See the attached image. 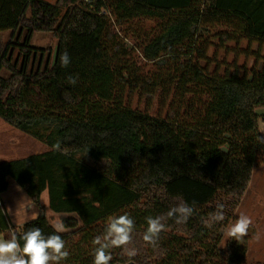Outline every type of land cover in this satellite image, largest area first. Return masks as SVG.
<instances>
[{
  "label": "trees",
  "instance_id": "1",
  "mask_svg": "<svg viewBox=\"0 0 264 264\" xmlns=\"http://www.w3.org/2000/svg\"><path fill=\"white\" fill-rule=\"evenodd\" d=\"M18 3V38L0 41V119L49 148L0 162V194L11 179L40 211L14 234L21 248L23 233L39 227L65 241L69 256L60 264H93V239L110 217L128 214L135 222L128 247L137 254L115 259L111 249L110 264H264L246 260L251 229L221 245L253 168L264 162V114L256 113L264 108V0H0V33ZM34 33L56 42L40 70L45 51L30 45ZM241 41L252 67L208 72L211 45ZM135 95L145 103L157 97L164 118L133 109ZM43 192L48 209L64 216L60 233L44 215ZM182 202L194 211L177 224L166 214ZM217 205L225 219L211 222ZM150 216L164 217L155 245L142 238Z\"/></svg>",
  "mask_w": 264,
  "mask_h": 264
},
{
  "label": "clouds",
  "instance_id": "2",
  "mask_svg": "<svg viewBox=\"0 0 264 264\" xmlns=\"http://www.w3.org/2000/svg\"><path fill=\"white\" fill-rule=\"evenodd\" d=\"M61 66L66 67L70 60L67 53L60 57ZM69 83L75 84L76 80L69 78ZM264 132V129L261 130ZM258 139L264 143V137ZM56 150L60 149L59 143L54 145ZM223 205H217V210L211 216V222H221L225 219ZM193 207L187 202L179 203L170 208L167 212V218H173L177 224H183L193 215ZM35 218V216L33 217ZM164 217H147V227L143 233V241L148 245H155L160 233L165 229L162 222ZM206 227H211L209 221H205ZM252 219L241 214L239 218L225 232V237L239 241L247 235ZM135 228V222L128 214L112 216L108 219L105 231L102 236H96L92 243L94 245L93 264H110L112 260L111 249L121 248L129 258L134 257L137 252L135 248H129L132 242V233ZM64 231V225L59 223L55 226V233ZM23 240V247L15 235L11 239H0V264H60L69 256L65 250V241L59 234H51L45 237L39 227L32 228L23 233L20 237Z\"/></svg>",
  "mask_w": 264,
  "mask_h": 264
},
{
  "label": "rangeland",
  "instance_id": "3",
  "mask_svg": "<svg viewBox=\"0 0 264 264\" xmlns=\"http://www.w3.org/2000/svg\"><path fill=\"white\" fill-rule=\"evenodd\" d=\"M22 10V5L20 3L17 4L15 7V10L12 13H9L6 15L5 22L8 25V30L5 32L0 33L1 35L5 37H1V42H8L9 39H12L13 41L17 38V36H14V30L16 27V20L19 15V13ZM7 35V36H6ZM123 43L131 48L133 47V40L124 39L122 40ZM210 42L213 44L216 42V40H210ZM30 45L34 48H39L45 51V53L36 59V66L34 69L38 68H44L47 63L52 62L56 47V42L51 40V36L49 33H34L31 37ZM246 42L241 41L239 45L236 47L233 42L225 43L223 46H220L217 48L216 51H214V47L211 45V47L207 51L208 58H210V63L208 65V72L212 73L214 69H217L218 73L220 75H223L226 70L231 72L232 66L235 64L238 68H241L245 66L246 68H250L254 64V58L249 53L246 54L244 51L246 49ZM250 50L255 51L256 45L252 44ZM49 51V52H47ZM250 52V51H249ZM17 51L13 53V59L15 60L17 58ZM264 53V49L262 50L261 54ZM201 65H205L203 62ZM260 64H258L259 66ZM152 69V64L143 63V70L148 71ZM40 70V69H37ZM1 76L7 77L8 72L5 70L1 71ZM131 105L134 108L145 111L148 113V115L156 116L160 118H164V115L166 113V108L162 106V104L159 102L157 97L148 102L145 103L144 97L142 99L138 98L136 95L132 97ZM165 106V105H164ZM264 111V108H258L256 109V112ZM260 123V122H259ZM259 125V129H260ZM26 135H24V143L26 144L27 139ZM35 146L40 148L43 146L41 143L36 142ZM48 197L46 193L43 195V200H47ZM50 214L52 213L50 210L48 211ZM241 214H245L249 216L253 223L250 225L249 230L251 229L252 236L247 242V253H246V260L248 262H255V263H264V162L258 163L255 165L252 171V178H251V184L247 188L245 194L243 195L241 202L239 206L237 207L236 211L234 212V219L229 222V224L222 229V241L221 245L224 246L229 238L225 237L226 230L235 223V221L239 218ZM57 216H61L58 214H55ZM49 217V216H47ZM60 217H55L52 222L56 225L60 223L59 221ZM250 233V231H249ZM114 254L113 257L115 259L121 258L123 260H129L127 255L124 254L123 250L121 248H113Z\"/></svg>",
  "mask_w": 264,
  "mask_h": 264
},
{
  "label": "crops",
  "instance_id": "4",
  "mask_svg": "<svg viewBox=\"0 0 264 264\" xmlns=\"http://www.w3.org/2000/svg\"><path fill=\"white\" fill-rule=\"evenodd\" d=\"M1 37L5 36L0 34V38ZM22 39L23 38L21 37L20 40ZM7 40H10L9 37ZM256 113L264 114V111ZM259 125L261 127L259 131L263 135L264 132H261V130L264 129V124L260 121ZM24 135L26 134L10 127L0 119V162L18 160L30 155L41 154L49 151V148L46 145L28 135H26L29 138L25 144ZM36 142L41 143L43 146L38 148L35 146ZM7 181V190L0 194V239L4 240H6L5 234L13 236L15 233L20 231L23 224L36 219L40 215L39 208L30 200L26 193L11 179H8ZM250 184L251 181L249 185ZM45 193L47 195V192H43L41 194L40 205L44 208V215L46 217L49 216L47 219L52 225L54 224L52 220L55 217H60L61 219L64 216H57L55 214L48 213V199L43 200V195ZM34 216L35 218H33ZM56 225L52 226L55 228Z\"/></svg>",
  "mask_w": 264,
  "mask_h": 264
}]
</instances>
